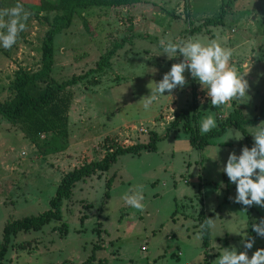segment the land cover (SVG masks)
Returning <instances> with one entry per match:
<instances>
[{"label":"rangeland","instance_id":"374dc122","mask_svg":"<svg viewBox=\"0 0 264 264\" xmlns=\"http://www.w3.org/2000/svg\"><path fill=\"white\" fill-rule=\"evenodd\" d=\"M188 1L192 4V20L216 17L221 8V0H171L173 6L170 3L172 9L166 16L160 8H139L149 15V23L134 31L127 20L129 15L121 9L89 8L78 11L81 16L74 15L69 27L55 36L50 78L57 81L96 69V63L112 51L114 44L122 45L113 50L102 70L65 89L71 100L67 134L60 140L62 151L45 152L51 134L32 138L23 123L12 124L0 117V243L7 222L49 208L48 201L66 172L102 159L115 147L148 143L151 132L164 136L176 111L191 105V91L188 103L186 100L187 88L193 85L188 71L184 73L187 84L171 93L177 96L176 101L166 91L167 97H160L148 109L137 104L150 96V82L154 88V81L162 80L171 66L183 59L163 55L159 41L189 38L184 24ZM17 2L31 16L11 49L0 46V102L11 96L9 83L18 67L30 72L39 68L40 45L55 14L33 13L31 9L37 7L38 0H0V9ZM182 3L186 5L179 12L174 6ZM176 15L182 17L175 19ZM209 32L205 34L212 39L219 37L222 46L234 50L231 63L248 68L245 79L250 87L244 103L229 102L230 111L236 101L245 119H256L245 126L247 139L243 136L239 141L226 142L224 133L215 144L197 149L179 128L156 142L154 151L120 155L106 172L97 171L76 182L61 209L65 226L52 221L40 231L17 233L11 239L16 246H9L0 264H214L220 248L235 247L238 252L247 251L250 258L256 250L264 249V237L252 228L264 219V207L234 202L236 185L221 171L230 153L240 155L244 146L251 148L254 139L249 127L264 121V0H235L223 25ZM133 33H140V37L133 38ZM199 39L209 40L206 36ZM156 57L166 63H155ZM200 103L212 110L199 113L196 126L192 124L199 133L205 116L214 115L217 123L227 115L220 111L217 119L213 111L217 108H212L206 92ZM194 153H198L196 158ZM217 155L215 161L211 160ZM110 177L114 178L107 188L105 182ZM198 179L200 184L196 183ZM137 186H143V211L131 208L122 199ZM200 195L202 203L197 199ZM188 198H192V207L186 203ZM217 216L216 228L208 229L204 247L200 226L206 218ZM245 236L255 240L250 250L243 247ZM24 242L30 243L18 247ZM95 246L100 249L87 263Z\"/></svg>","mask_w":264,"mask_h":264},{"label":"trees","instance_id":"16d2710c","mask_svg":"<svg viewBox=\"0 0 264 264\" xmlns=\"http://www.w3.org/2000/svg\"><path fill=\"white\" fill-rule=\"evenodd\" d=\"M235 0L222 1L220 11L216 17L206 18L201 25L193 27L191 32L200 30L203 26H221L227 10ZM140 0H38L36 8H32L33 13L54 12L49 21V28L45 31L40 45V66L36 71L30 72L22 67H18L13 72L10 81L11 96L3 102H0V117L8 122L15 124L21 122L30 137L36 138L40 135L51 134L50 142L45 145V152L56 153L62 151L64 144L60 142L67 134L68 111L71 97L65 89L75 85L90 73L102 70L110 59L113 50L120 47V44H114L112 51L108 52L96 63V69H90L85 75H73L71 78L57 81L50 78L53 68L54 57V38L71 24L73 16L80 11L89 8H120L128 7L138 3ZM79 11V12H78ZM80 15V14H79ZM81 16V15H80ZM84 28L88 30V24L85 18L82 19ZM44 83L43 87L38 86ZM191 105L188 108L181 109L173 116V120L165 130V135L179 128L188 134L189 142L192 147L200 149L212 143V140L221 136L228 128L239 129L242 135L247 139L248 131L245 126L253 123L254 120L245 119L238 108H234L229 114L217 122V127L210 132L201 135L195 125L199 111L196 105L195 89H191ZM213 108V107H212ZM196 126V125H195ZM164 135V136H165ZM164 136L160 137L151 132L148 143L135 144L128 147H115L112 152L106 153L102 159L82 164L66 172L60 179L54 196L48 201L49 208L35 216H25L13 221L7 222L2 230V240L0 243V262L3 260L9 246L13 248L16 245L11 244L12 237L17 233L37 232L43 226L52 221H57L65 226L61 209L66 200L72 194V188L76 182L84 180L95 172H106L119 155L137 154L142 150L154 151L155 144ZM166 137V136H165ZM114 177L106 179L107 188L112 184ZM202 231V230H201ZM209 231H202V244L207 246ZM30 242L19 243L18 247L29 245ZM97 246L93 247L92 254L87 263L94 260V252L99 250ZM31 250V249H30ZM204 262L206 260L204 259Z\"/></svg>","mask_w":264,"mask_h":264},{"label":"clouds","instance_id":"9594fccd","mask_svg":"<svg viewBox=\"0 0 264 264\" xmlns=\"http://www.w3.org/2000/svg\"><path fill=\"white\" fill-rule=\"evenodd\" d=\"M30 16L31 13L19 2L13 7L0 9V46L11 49L17 43L19 34L26 30ZM159 46L163 49V55H167L169 59H183L174 63L162 80L154 81V88L153 82H150L147 85L151 90L150 96L143 97L137 104L142 103L143 107L148 109L160 97H172L171 93L175 89L183 88L187 84L184 75L186 71L190 72L192 78L206 91L213 108L227 105L233 100L244 103L250 87L245 79L248 73L242 74L235 64L231 63L234 52L232 48L222 46L218 39L202 42L198 37L176 41L162 38ZM166 91L169 93L167 96L164 95ZM216 127L214 115H207L200 121L201 135ZM249 134L254 139L253 146L250 149L244 146L240 155L230 153L226 166L222 167L221 171L236 185L234 202L244 206L264 207V121L255 127L250 126ZM225 135L228 138L226 142L243 139L241 131L235 128H228ZM197 156L198 153H194V158ZM217 158L218 155L211 160L215 161ZM122 199L131 208L143 211V186L129 189ZM218 218H206L200 226L201 230H214ZM252 228L260 237H264V219L253 224ZM254 243V239L245 236L243 247L250 250ZM220 249V256L214 264H264V249L256 250L251 258L247 251L238 252L235 247Z\"/></svg>","mask_w":264,"mask_h":264},{"label":"crops","instance_id":"0c3cea01","mask_svg":"<svg viewBox=\"0 0 264 264\" xmlns=\"http://www.w3.org/2000/svg\"><path fill=\"white\" fill-rule=\"evenodd\" d=\"M170 3L172 4V2H171V0H140V2H138V3H135V4H132V5H130V6H128V7H120V8H118V9H121L123 12H125L126 14H128L129 16L127 17V20L129 21V23L132 25V28H131V30L132 31H134V30H137V28L138 27H142V29H143V27L146 25V23L148 24L149 22V20H148V14L147 13H145L144 11H139V8H145V9H147L148 7H151V6H153V7H151V8H160L161 10H162V12H164V16H166L167 15V13L168 14H170L169 12H171L170 10L172 9H170L169 7H171V5H170ZM179 4V3H178ZM178 4H176L174 7H178V11L180 12L181 10H183L184 8L183 7H185V3L183 4L182 3V5L181 6H179ZM221 4H222V0H221ZM221 4H220V7H221ZM170 5V6H169ZM184 5V6H183ZM172 6H173V4H172ZM187 10H186V12H187V18H186V21H185V25H187L188 27V33H189V38L190 37H198V38H200L201 36H206V38H208V39H212V38H210V36L209 35H207L208 33H210L209 31L211 30V28H216V27H219V26H205L206 27V29H204L205 27L203 26L200 30H198V31H192L191 32V29L193 28V27H196V26H199V25H201L202 24V22L204 21V19H206V18H209V17H201L200 19H197V20H192L191 18H190V13H191V10H190V8L192 7V4H189V1H188V3H187ZM149 9V8H148ZM150 10V9H149ZM159 10V9H158ZM229 10H230V8H229ZM167 12V13H166ZM166 14V15H165ZM134 15V16H133ZM179 16L180 17H182L181 15H176V17L174 16V18L175 19H180L179 18ZM159 18L160 19H163V17H162V15L161 16H159ZM147 20V21H146ZM173 20V19H172ZM144 21H146V22H144ZM162 22H164V21H162ZM184 25V26H185ZM208 27H210V29H208ZM185 28H183V30H184ZM180 32H182V31H180ZM184 32V31H183ZM205 32H208L207 34H205ZM190 33H192V34H190ZM140 37V33H138V34H135V33H133L132 34V37L134 38V37ZM164 37V36H163ZM213 39H218L219 41H220V39H219V37H214ZM182 60V59H181ZM162 63V65H164L165 63H166V61L165 60H162V58H157L156 57V61H155V63ZM175 62V61H174ZM155 63H153V64H155ZM240 68V69H239ZM238 69L240 70V72L242 73V74H244V73H248L247 72V67H238ZM190 77H192L191 76V74H190ZM192 86L194 87V88H196L195 89V92H197L196 93V97L198 98H196L197 100H196V105H197V110L199 111V113H201V112H203L204 110L205 111H207L208 109L209 110H212V109H210L209 107H207V106H201V103H200V101H201V96H202V93L203 92H206V91H204L203 89H202V86L199 84V82L197 81V80H195V79H193V82H192ZM190 89H192V87L191 88H187V92H186V94H187V103H188V101L190 100ZM173 99H175V101L177 100V96L176 95H174L173 97H172ZM172 98L170 97L169 98V100L170 101H172ZM191 101V100H190ZM263 104V103H262ZM234 108H238V109H240V111H241V113H242V115H243V110L239 107V105L237 104V102L235 101L234 102ZM189 107V104L186 106V107H183V108H188ZM205 107H207V108H205ZM232 107H230L229 106V104H227V105H221L220 107H218L216 110H213L215 113H216V117H217V119H218V114L220 115L221 114V112L220 111H223V112H227V115L229 114V112H231L230 111V109H231ZM226 109V110H225ZM176 112H178V111H176ZM220 112V113H219ZM158 115V114H157ZM226 115V116H227ZM222 116V115H221ZM225 115H223V117H226ZM256 117H258V116H256ZM155 118V117H154ZM153 119V118H152ZM219 120V119H218ZM250 120V119H249ZM218 122V121H217ZM128 124L127 123H125L124 124V126H127ZM133 125V124H132ZM174 131H178L177 129L176 130H174ZM226 132V131H225ZM224 132V133H225ZM223 133V134H224ZM222 134V135H223ZM221 135V136H222ZM221 136H219V137H221ZM219 137H216V138H214L213 140H212V143L213 144H215V140H219L220 138ZM190 143V142H189ZM253 144L254 143H250V146L252 147L253 146ZM192 146V145H191ZM120 156V155H119ZM118 156V157H119ZM185 181V183H188V181L187 180H184ZM200 182H201V179H198L197 180V182L196 183H198V184H200ZM200 198L201 199H199L198 197H197V199L200 201V203H202V197H201V195H200ZM188 202H186L187 204H188V206H190V207H192L191 206V203H193V201H192V198H188V200H187ZM204 215V214H203ZM199 217V220L201 219V217L200 216H198ZM197 217V218H198ZM180 253V252H179ZM174 255V254H173Z\"/></svg>","mask_w":264,"mask_h":264},{"label":"built area","instance_id":"2783aa9c","mask_svg":"<svg viewBox=\"0 0 264 264\" xmlns=\"http://www.w3.org/2000/svg\"><path fill=\"white\" fill-rule=\"evenodd\" d=\"M178 255H180V253H178ZM184 264H187V263H184Z\"/></svg>","mask_w":264,"mask_h":264}]
</instances>
